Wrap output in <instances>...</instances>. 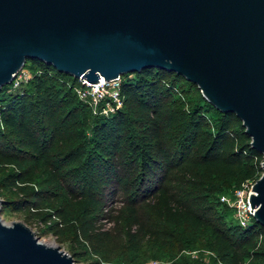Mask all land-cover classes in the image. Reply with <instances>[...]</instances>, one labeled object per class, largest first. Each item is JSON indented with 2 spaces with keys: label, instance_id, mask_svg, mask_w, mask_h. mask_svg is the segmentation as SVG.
I'll use <instances>...</instances> for the list:
<instances>
[{
  "label": "trees",
  "instance_id": "trees-1",
  "mask_svg": "<svg viewBox=\"0 0 264 264\" xmlns=\"http://www.w3.org/2000/svg\"><path fill=\"white\" fill-rule=\"evenodd\" d=\"M32 67L42 74L0 102L4 212L44 202L65 225L61 235L81 239L104 216L111 187L134 188L124 193L156 259L159 250H200L210 264H264V228L229 224L220 203L264 174V158L235 115L217 111L184 78L147 70L122 81L121 110L94 116L73 78L39 62Z\"/></svg>",
  "mask_w": 264,
  "mask_h": 264
},
{
  "label": "water",
  "instance_id": "water-1",
  "mask_svg": "<svg viewBox=\"0 0 264 264\" xmlns=\"http://www.w3.org/2000/svg\"><path fill=\"white\" fill-rule=\"evenodd\" d=\"M29 60L93 85L182 77L264 158V0H0V92ZM250 202L264 228V174ZM1 205L0 264H77L24 224L6 226Z\"/></svg>",
  "mask_w": 264,
  "mask_h": 264
},
{
  "label": "rangeland",
  "instance_id": "rangeland-1",
  "mask_svg": "<svg viewBox=\"0 0 264 264\" xmlns=\"http://www.w3.org/2000/svg\"><path fill=\"white\" fill-rule=\"evenodd\" d=\"M33 63V61L29 60L24 66V69L32 73V75L36 72L32 67ZM71 78L77 84L78 81L74 77ZM128 78L134 79V76L123 77L122 81ZM191 91L193 92L194 90L191 89ZM17 94L18 91L13 90L12 85H7L0 92V102L8 103ZM211 121L213 122V120ZM133 191L134 188L124 189L127 196L132 195ZM110 192L111 195L107 196V199L105 198L104 216L98 219L94 228L90 230L89 235L87 237L81 236V239L74 238L72 235L71 237L61 235L65 225H62V221L55 216V213L52 212L53 210L46 208V204H43L44 202H39L37 204L39 205L38 207L31 206L22 212H4L1 208V220L6 226H13L15 223L24 224L42 244L59 248L69 256H73L72 250L76 251L79 257L77 260L80 262L77 264H136L132 263L131 258L128 257V250L133 252V256H137V264H177L180 262L186 264H210V253H204L200 250L185 251L179 255L159 250L157 253L158 258L156 259L149 252L155 249H152L151 239L145 236L146 225L141 221L143 226L140 227L132 218L130 210L132 201L126 198L124 192L117 191L115 187H111ZM104 193L106 194V190ZM225 198L232 203L230 192L220 196V203L229 209L225 212L226 221L229 224H238L236 211L224 201ZM0 201L1 203L3 202L1 196ZM254 223L260 226L255 220L252 224ZM78 243L82 245L81 248L77 247Z\"/></svg>",
  "mask_w": 264,
  "mask_h": 264
},
{
  "label": "built area",
  "instance_id": "built-area-1",
  "mask_svg": "<svg viewBox=\"0 0 264 264\" xmlns=\"http://www.w3.org/2000/svg\"><path fill=\"white\" fill-rule=\"evenodd\" d=\"M43 71H36L37 75H41ZM34 75L22 69L15 77L12 84L13 90H21L26 86ZM122 79L120 77L114 81L106 82L101 79L100 84L93 85L85 79H78L77 84L73 87L78 98L85 104L89 105L94 116L109 117L121 110L124 105L123 96L121 94ZM255 182L248 181L241 187L236 188L232 193V203L225 198L224 201L233 207L237 214L238 225L242 228L248 227L253 221L256 210L252 209L250 197L253 191ZM253 211V213H252ZM264 240V233L260 236V242Z\"/></svg>",
  "mask_w": 264,
  "mask_h": 264
}]
</instances>
